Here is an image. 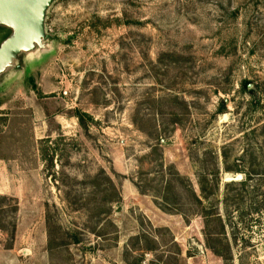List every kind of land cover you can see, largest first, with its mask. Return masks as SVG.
Instances as JSON below:
<instances>
[{"label":"rangeland","instance_id":"rangeland-1","mask_svg":"<svg viewBox=\"0 0 264 264\" xmlns=\"http://www.w3.org/2000/svg\"><path fill=\"white\" fill-rule=\"evenodd\" d=\"M46 27L0 82V264H264V0H57Z\"/></svg>","mask_w":264,"mask_h":264},{"label":"water","instance_id":"water-1","mask_svg":"<svg viewBox=\"0 0 264 264\" xmlns=\"http://www.w3.org/2000/svg\"><path fill=\"white\" fill-rule=\"evenodd\" d=\"M57 0H0V82L32 56L50 50L49 10Z\"/></svg>","mask_w":264,"mask_h":264},{"label":"trees","instance_id":"trees-1","mask_svg":"<svg viewBox=\"0 0 264 264\" xmlns=\"http://www.w3.org/2000/svg\"><path fill=\"white\" fill-rule=\"evenodd\" d=\"M246 88L248 89V84H246ZM251 93H253V90H249ZM78 117H79V120H80V123L83 125V126H86V122H85V116L84 115H82V114H79V112H78ZM47 155H49V154H47L46 153V160L48 161V165L49 166H52L53 165V157H47Z\"/></svg>","mask_w":264,"mask_h":264}]
</instances>
